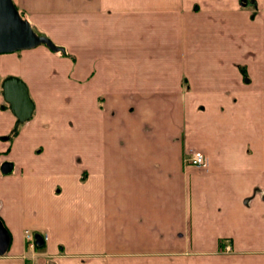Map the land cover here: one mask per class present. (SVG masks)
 <instances>
[{"label":"crops","instance_id":"crops-1","mask_svg":"<svg viewBox=\"0 0 264 264\" xmlns=\"http://www.w3.org/2000/svg\"><path fill=\"white\" fill-rule=\"evenodd\" d=\"M13 2L60 50L0 55V264H264V0Z\"/></svg>","mask_w":264,"mask_h":264},{"label":"water","instance_id":"water-1","mask_svg":"<svg viewBox=\"0 0 264 264\" xmlns=\"http://www.w3.org/2000/svg\"><path fill=\"white\" fill-rule=\"evenodd\" d=\"M41 45H46L55 52L60 50L49 38L37 35L30 22L23 19L13 0H0V55L30 50ZM2 91L5 102L17 118L16 128L31 120L35 104L27 85L19 78L9 77L2 83ZM0 238L5 242L3 247H7L9 239L5 237L1 224Z\"/></svg>","mask_w":264,"mask_h":264},{"label":"built area","instance_id":"built-area-1","mask_svg":"<svg viewBox=\"0 0 264 264\" xmlns=\"http://www.w3.org/2000/svg\"><path fill=\"white\" fill-rule=\"evenodd\" d=\"M187 166H191L200 171H209L210 163L208 157L203 152H192L190 153L184 160ZM38 235H35L32 232L27 231L25 233V241L27 244V248L34 250L38 247ZM43 243L48 241V236L45 235L42 237ZM224 253H230L231 247L224 246L223 247Z\"/></svg>","mask_w":264,"mask_h":264},{"label":"trees","instance_id":"trees-1","mask_svg":"<svg viewBox=\"0 0 264 264\" xmlns=\"http://www.w3.org/2000/svg\"><path fill=\"white\" fill-rule=\"evenodd\" d=\"M18 11H19V10H18ZM20 14H21V13H20ZM21 16H22V15H21ZM7 108H10V107L7 105ZM17 132H18V130H17V131H15V132H14V134H16Z\"/></svg>","mask_w":264,"mask_h":264},{"label":"rangeland","instance_id":"rangeland-1","mask_svg":"<svg viewBox=\"0 0 264 264\" xmlns=\"http://www.w3.org/2000/svg\"><path fill=\"white\" fill-rule=\"evenodd\" d=\"M38 35V34H37Z\"/></svg>","mask_w":264,"mask_h":264}]
</instances>
